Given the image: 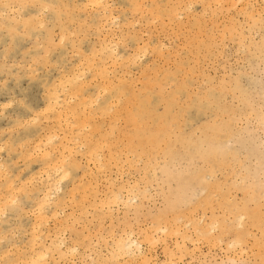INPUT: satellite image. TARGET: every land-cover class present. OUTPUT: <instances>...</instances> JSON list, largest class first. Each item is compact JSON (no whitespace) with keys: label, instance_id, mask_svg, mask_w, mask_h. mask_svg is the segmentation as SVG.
I'll list each match as a JSON object with an SVG mask.
<instances>
[{"label":"rangeland","instance_id":"1","mask_svg":"<svg viewBox=\"0 0 264 264\" xmlns=\"http://www.w3.org/2000/svg\"><path fill=\"white\" fill-rule=\"evenodd\" d=\"M101 1L105 7L0 0V198L8 201H0L7 208L0 214V264H32L40 251L47 255L37 264H261L264 0ZM4 4L52 7L44 29L33 21L25 33L14 18L27 21L41 10L21 14ZM145 93L161 100L149 98L154 119L134 127L124 107L134 114ZM13 97L33 111L17 103L4 108ZM52 97L59 104L32 123ZM71 108L85 120L81 129L65 115ZM162 116L167 123L156 124ZM205 125L217 130L200 147L207 155L186 157L175 137L202 140L212 135ZM156 128L154 149L141 152L137 142L129 149L127 133ZM82 136L97 143L94 160L87 161ZM63 137L73 153L62 178V168L46 167L38 155L57 150ZM14 185H26L27 194ZM45 188L51 197L38 210ZM117 241L131 245L111 259ZM234 241L239 246L230 249Z\"/></svg>","mask_w":264,"mask_h":264},{"label":"bare ground","instance_id":"2","mask_svg":"<svg viewBox=\"0 0 264 264\" xmlns=\"http://www.w3.org/2000/svg\"><path fill=\"white\" fill-rule=\"evenodd\" d=\"M101 1V0H100ZM99 0L97 1V0H90V2H89V5H92V4H96V3H101ZM91 67V66H90ZM89 67V68H90ZM91 69H92V67H91ZM181 88L180 87H177V89L176 90H180ZM146 90H148V89H146ZM147 93H145L144 95H146ZM153 97V99H154V101L156 102V101H159V100H161V96L160 95H155V97L154 96H152V95H146L145 97H143L142 99H141V102L139 103V106L138 107H136V111H135V113L134 114H132L131 113V111H129V112H127V110H128V108H126V107H124V109H125V111H126V113H129V114H127L126 115V120L128 121V122H130L131 124H133V126L134 127H136V126H139L138 124H137V122L136 121H140V122H143V121H145L146 119H151V120H153L154 118H151L150 116L152 115L151 114V110H150V108H148L149 106H151V104L152 103H149V98H152ZM173 98V97H172ZM172 98H169L168 100V102L167 103H169L170 104V102L171 101H173V102H175L174 100H171ZM52 99V102L51 103H49L48 102V105H47V107L46 108H49V105L51 106V112H52V110H54L53 109V107L52 106H55V104H57V103H55L57 100H59V98L57 99V98H55V97H52V98H50L48 101H50ZM83 100H85V99H83ZM63 101V100H62ZM54 102V103H53ZM59 104V103H58ZM57 104V105H58ZM62 104V103H61ZM86 104V103H85ZM87 106V105H86ZM86 106H85V108H86ZM63 108V107H62ZM85 108H83L84 110H85ZM61 109V108H60ZM62 110V109H61ZM60 110V111H61ZM66 112V111H65ZM80 112V110L79 109H70L69 111H67L66 113H65V115H69L71 118H72V120H74V123L75 124H77L78 125V127H80V128H78V129H81L83 126H85V124H84V119H82L83 121H80V119L78 118V116H77V114ZM116 112V111H115ZM59 114L57 115V119H56V121L58 122V123H60V122H63L64 120V118H65V115H64V118H62V114L60 113V112H58ZM131 114V115H130ZM116 115V114H115ZM85 116V115H84ZM65 121H67V119H65ZM155 123L156 124H158V123H164V124H166L167 123V120H165L164 119V117L162 116V117H158L157 119H156V121H155ZM67 124V123H66ZM64 125V126H67V125ZM57 126H60V124L59 125H57ZM70 126V125H69ZM75 126V125H74ZM72 127V126H71ZM71 127H70V129H71ZM66 128V127H65ZM73 128V127H72ZM76 128V127H75ZM95 128L96 129H93V132L94 131H96V130H98V127H96L95 126ZM202 128H205L206 130H208V132H210V133H212V135L211 136H205V137H203V139L202 140H192L193 138L192 137H188L186 134H183L182 132H179V134H177V136L175 137V138H177V140L182 144V152H183V154L186 156V157H191V156H193V155H197V156H199V157H201V158H205V156L207 155V154H204V153H206V151L205 150H203V149H201L200 147H202V143H204V144H206V143H211L212 142V140H213V135H215V131H217V130H215L216 129V127H214V126H212V125H205V126H202ZM161 128H156V129H153V130H148V131H142L141 129H139V130H135V131H132L131 133H127V135H126V141H127V144H128V147H129V149H134L135 148V146H134V143H136L137 142V144H138V146L140 147V151L142 152V150H143V148L145 147V146H148V147H150L151 149H154L155 148V146H157L158 145V143L160 142V140H161V136H159L158 135V131L160 130ZM171 129V128H170ZM221 129V128H220ZM222 130V129H221ZM218 133V132H217ZM220 133V132H219ZM129 134V135H128ZM160 134H162V133H160ZM206 135V134H205ZM105 136V135H104ZM122 137H125V135L124 134H122L121 135ZM216 136V135H215ZM164 137V136H163ZM54 138V137H53ZM81 138H83L82 139V141H83V145L86 147V157H87V161H90V160H92L94 157V155H93V150H95V148H96V142H93L92 140H90V139H88L87 138V136H82ZM192 138V139H191ZM53 140V139H52ZM48 141L49 142H51V138L50 139H48ZM67 140H66V137H63L61 140H60V143H59V147H58V149L57 150H55V147H52L51 149H50V151H47V150H43V151H41L42 153H40L38 156H41V160H42V162L44 163V165L46 166V167H51L52 166V168H57V171L58 170H60V168H62V170H63V172H62V174H63V176H61L62 178L66 175V172L64 171V169H63V163L65 162V159L67 158V157H71V155H72V153H73V151L71 150V148H69L68 147V144H67V142H66ZM75 141H76V139H75ZM183 142V143H182ZM45 143V142H44ZM40 144V143H39ZM44 145V144H43ZM55 146V145H54ZM187 147H188V149H187ZM47 148V147H46ZM34 149H40V146H38V144H36V146L34 147ZM207 149V148H206ZM30 153V155H28V157L29 158H32V156H34V154L32 153V152H29ZM95 153H96V151H95ZM165 153L169 156V158L170 159H174L176 156H177V152L176 151H174V150H172V148H171V146H166L165 147ZM94 160V159H93ZM117 165V164H116ZM99 169H101V168H99ZM45 171V170H44ZM43 171V172H44ZM54 172L56 173V171L54 170ZM50 174V173H49ZM47 174H45V176H46ZM47 177V176H46ZM48 179V178H47ZM46 179V180H47ZM62 180V179H61ZM59 182V181H58ZM49 184V183H48ZM45 187H48V186H45ZM50 187V186H49ZM86 188V187H85ZM56 189V188H55ZM82 189V188H81ZM48 191H49V189L48 190H46V188H45V191L44 192H47V194L46 195H44L43 197H42V201L40 200L39 202H38V204L39 205H37L36 206V208L38 209V210H40L41 209V206H44L45 204H47L48 203V198H50L51 196L48 194ZM55 192V191H54ZM72 192V191H71ZM73 194V193H72ZM50 196V197H49ZM3 197V196H2ZM71 197V196H70ZM12 198V197H11ZM108 199V198H107ZM106 199V200H107ZM114 199V198H113ZM112 198H111V201L113 200ZM6 200V199H5ZM5 200L4 199H1L0 198V201L2 202V201H4L5 202ZM9 200H10V198H9ZM12 200H13V198H12ZM69 200V199H68ZM71 200V199H70ZM69 200V201H70ZM110 199H108V201H109ZM126 200V199H125ZM11 201V200H10ZM3 202V203H4ZM8 201H6L5 202V204L7 203ZM50 202V201H49ZM110 202V201H109ZM127 202V201H126ZM112 203V202H111ZM8 204V203H7ZM105 204H107V201L105 202ZM1 205V207H2V205L3 204H0ZM102 205H103V203H102ZM101 205V206H102ZM108 205V204H107ZM122 205H124V203L122 204ZM107 207V206H106ZM38 217L39 218H42L40 215H38ZM164 229V228H163ZM162 229V230H163ZM32 230H36V227H33L32 228ZM166 231H168V230H166ZM162 232V231H161ZM34 234V233H33ZM33 236V235H32ZM143 236H145V234L143 235ZM36 237V236H35ZM34 240V239H33ZM143 240H144V237H143ZM146 240V241H145ZM145 242L147 243V244H153V242H154V237L153 236H151L150 234H146V236H145ZM118 241H120V240H118ZM115 242L114 244H113V247H114V249L112 250V252L110 253V258L111 259H113V258H117V257H120L122 254H125L126 252H127V249H128V246L129 245H131V244H128V245H121V243L120 242ZM33 243V242H32ZM131 247V246H130ZM138 247V246H137ZM49 251V250H48ZM41 252V251H40ZM40 252H39V256L40 257H38V255H36V257H38V261H41L42 260V258H44V256L46 257V252H45V254H40ZM60 253V252H59ZM36 257H35V260H36ZM122 258V257H121ZM34 259V258H33ZM119 259V258H118ZM36 260V261H37ZM37 261V262H38ZM24 262V261H23ZM32 262V261H31ZM26 263H28V262H26ZM42 263V262H41ZM40 263V264H41Z\"/></svg>","mask_w":264,"mask_h":264},{"label":"snow or ice","instance_id":"3","mask_svg":"<svg viewBox=\"0 0 264 264\" xmlns=\"http://www.w3.org/2000/svg\"><path fill=\"white\" fill-rule=\"evenodd\" d=\"M3 7L5 9L12 8L14 12H19L21 14L27 8H38V9L41 10L35 16H31L30 15L27 21L24 20L23 15H20V17L18 19H15L14 18V21H15V23L17 25H19L21 22H23L25 33H27L29 31L30 25L32 24L33 21L36 22L35 27L37 29H44L45 28V24H44V13L46 11H48L49 8H51L52 6H49V5H46V4H39V5H25V4H21L19 6L4 4ZM85 7L101 8V7H105V5H103L101 3H96V4H92V5H86ZM3 15H7V13H4ZM261 24L264 25V13H262V15H261ZM11 31L12 32H15L16 29H11ZM63 42H64V40H63V38H61V44H63ZM53 43H54V41H53ZM141 54H146V53H144V50L143 49H141ZM5 83H7V82H5ZM13 103L19 104L20 107L24 108L28 112H32L33 111L32 106L28 105L23 100L17 101V100H15L14 97L12 98V101L10 103L3 105V107L4 108H9V107L12 106ZM50 110H51V106L49 105V108L44 109L43 112L37 113V116L33 119L32 123H35L36 122V119H38L40 116H42L44 112H47V111H50ZM21 126H23V125H21ZM2 151H4V149L0 148V152H2ZM4 171L6 172V170H4ZM16 187H19V190L21 192L27 194L28 188H27L26 185H14L13 186V190L14 191H15V188ZM18 203L19 202L16 199H13L12 200L13 206L18 205ZM6 212H7V208L6 207L3 208V209H0V214H4ZM238 246L239 245L237 244V242L234 241L232 244L229 245V248L231 249L233 247H238ZM262 246H264V241H262ZM61 247H63V243H61ZM70 251L74 255L75 252H76V249H71ZM128 254L129 255H134V253H132L131 251H129ZM32 264H37V262L36 261H33ZM61 264H77V261L75 259H72V260L65 259V260H63L61 262ZM146 264H147V262H146ZM226 264H245V262H243V261L230 260V261H227ZM261 264H264V261H262Z\"/></svg>","mask_w":264,"mask_h":264}]
</instances>
